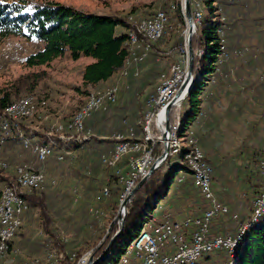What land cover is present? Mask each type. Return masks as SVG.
<instances>
[{
	"label": "trees",
	"instance_id": "16d2710c",
	"mask_svg": "<svg viewBox=\"0 0 264 264\" xmlns=\"http://www.w3.org/2000/svg\"><path fill=\"white\" fill-rule=\"evenodd\" d=\"M237 1L238 0H191V5L194 9L202 5L208 12V15L204 20L202 19L199 24L196 23L197 32L199 33L200 38V47L203 53L201 56L197 55L195 57L193 85L187 98L185 99V102H187V109L181 115L179 129L176 133L177 139L179 141L181 139L183 142V148H181L179 152H175L173 149V152L177 154L172 153V155L168 157L164 165L167 167V171L165 173H162L160 169L156 171L149 181L136 193L135 198L129 204L128 214L122 235L116 240L109 253L98 264H118L122 256L125 254V250L127 251L133 241L140 235L142 230L146 226H150L152 231V225L155 219L158 215L165 212V208L168 203L165 206L160 205V203L168 197L172 185L176 184V188L173 193L175 194L177 191H180L182 187H186L188 185L187 179L185 183L181 184L179 182L180 178L184 176H193L192 171L186 163L185 156L189 151H192L198 146L200 147L199 141L193 129L195 124H198L199 121L205 117L203 107L204 93L210 82L214 80L215 76L222 72V69L227 62H229L234 56H243L245 53L248 54V52H246L247 49L241 48L240 50L242 52H238L237 49L231 48L228 45L229 40L226 39L225 42L222 36V32L225 31V26H227V24L226 18L223 17L220 11H222L223 7L229 8L231 6H235L238 3ZM252 1L255 2L257 0H251V2ZM244 2L246 3V1ZM159 11H164L169 16V10L163 9ZM158 12H156L153 16L142 20L151 19ZM135 29L136 22L133 24L127 18L118 16H100L81 12L72 7L64 6L56 2L32 3L29 0H3V3H0V43L9 37H18L36 45L35 51L29 54L25 59L27 67L30 68L50 66L52 62L65 56H69V58L73 61H79L86 57L93 58L95 60L94 63L84 66L82 70V78L85 86L94 87L96 91H103V89L105 90V88L107 89L115 85L113 82H115V79L119 74V70L122 67L124 68L128 58L130 57V34L133 33ZM164 37L162 39H164ZM192 43L194 49L196 50L198 42L195 36L193 37ZM137 78L130 76L128 79ZM20 92V88L8 91L0 90V119L2 113H4L5 110L11 106V104H14L20 99H16ZM121 95L122 92L119 94L118 101L121 98ZM31 96L35 95L32 94ZM147 99L144 102L143 119L141 122H139L136 118H133L131 121L129 118L127 119L129 105L126 102L121 107H119L120 105H118L117 102V104L111 109L107 108L104 111L95 113L85 123L86 132H88V129H91L94 134H97V137L92 139L89 143H87L89 138H87L84 133L75 135L71 132H69L72 134L71 137H65L64 141L60 138L59 142H51L49 145L44 144L47 142V139H43L44 137L42 135L34 136L40 143L36 139H31L39 146H49L53 150V156H57V158L53 156L50 157L45 164L46 166L49 162L50 164L62 163L58 160V157L65 158V156L71 155L72 149H74L77 154L79 150L84 148L87 152L85 162L87 165L85 167L89 170L88 173H85V176L88 177L90 182L94 184L97 182V175L101 176V178L107 179V185L100 190L101 198L109 199L110 197H114L116 199L112 205V210L114 211L112 215L113 219L111 221L113 234L107 236L108 244L114 234H116L119 230L117 218L121 206V198L125 192V184L122 182V177L124 176L122 173L118 174V171L120 168L123 170L128 168L129 170L130 162L124 167L122 166L123 162H121L118 169H115L107 166L110 158H104L103 161L107 164L105 165L102 161V156L107 153L109 155V153H111L117 145L123 143V141H117L116 144L114 140L109 138L111 136L122 134L124 137L132 138L131 135L133 134V138H144ZM42 100L46 101L48 104L47 99L38 97L37 102L39 106H41L40 102ZM86 102L87 100L83 106ZM78 111L68 120L61 122L70 121L78 113ZM130 113V118L136 117V112L132 111ZM46 114H49L48 106L44 110H41L35 118L24 121L21 124V130L28 134L30 130L29 125L32 124L34 126L36 119H40L42 121L44 115ZM173 116L174 114L172 113V122ZM112 117L115 122L113 125H110L109 122L112 120ZM104 130H106V132H104ZM192 137L196 138L198 146H196V144L189 145V139ZM85 143L87 144L82 146ZM18 145H20L26 153H29V151L24 149L22 145L19 137V131L13 127L10 130L9 136L5 140L3 151L0 155V171L7 172L12 170L11 178L5 177L2 179V181H5L4 188L11 180H14L16 176V167L27 163L25 160L21 163H11V161L16 162L15 150ZM62 146L68 151H64ZM150 150H152L154 155L160 156L163 151V144H154ZM81 157H83V155ZM206 159L214 168L215 166L208 159L207 155ZM2 163H7L9 165V169H7L8 167L6 169L3 168ZM262 181L264 183L263 177ZM59 188L60 187L57 182L54 186L47 185L45 188L43 187L40 190H34L26 197L29 203V210L25 212L22 217L23 226L19 234L10 243V254L13 252L15 239L22 235L21 231L27 222V217L30 216L33 209L37 208H42V215L44 217L46 230L43 234L47 237L44 241H33L32 245L36 247L38 255H46L47 258L50 255H53L56 264H80L84 255L88 254L85 251H75L72 249V245H70L71 241L66 234L63 232L61 235L58 234L53 227L55 220H58L59 223L62 224L70 222L68 221L70 218L65 216V210L62 211L61 208V203H65V201L62 194L58 193ZM190 188H192L190 193L191 198H197L198 191L194 186V183ZM75 189L77 190L76 193L74 192ZM106 189L109 192L108 196H105ZM3 190L0 192V200ZM49 190L54 191L55 195L51 194V196H54L56 201L54 199H48L49 195L47 192ZM56 192L58 193L57 195ZM72 195L75 201L76 198L78 201L79 189L74 188ZM260 197L261 194L259 198ZM257 200L258 199H256V201ZM69 202L71 203V200ZM84 207L86 215L85 220H88L87 215H89V217L92 216L90 213L91 208H88L87 203H85ZM99 210L105 215V212L102 209ZM94 218L99 219L102 218V216H94ZM94 221L95 220L92 222ZM95 226L92 225L91 228H94ZM228 230L234 234L236 232V223L228 225ZM104 234L105 232H103V235ZM28 240L29 239L23 237L19 241L18 246L22 248L25 245L30 247L31 243H29ZM99 250H101L100 247H94L91 252L98 258L100 256L97 255ZM215 257L216 260L207 259L206 264L218 263L217 259L220 255L218 254ZM230 260L231 258L228 256V263ZM200 261H205V254H203ZM236 264H264V219L245 233L236 253Z\"/></svg>",
	"mask_w": 264,
	"mask_h": 264
},
{
	"label": "rangeland",
	"instance_id": "374dc122",
	"mask_svg": "<svg viewBox=\"0 0 264 264\" xmlns=\"http://www.w3.org/2000/svg\"><path fill=\"white\" fill-rule=\"evenodd\" d=\"M29 1L32 3L56 2L64 6L72 7L81 12L96 14L100 16H118V17L127 18L133 24H135L136 22V29L130 35H138L137 26L140 23L139 21L144 18L153 16L159 10H163V9L169 10V19H170V22L167 23V28L164 35L161 38H159L154 44L150 45L149 52H145L144 48H141L140 50L138 48L131 50L132 45L129 43L130 50L132 51V53L134 51L135 53H138V56H141L143 52L150 53L152 46V52L149 58L147 57L148 58L147 61L145 63L143 62L144 64L141 62V65L139 66V72H138V68H136L137 64L134 63V61L132 62L133 64L132 63L130 64V66L131 65L132 66L127 70V72H130L131 75H135L134 73L137 72L138 76H136L135 78L137 77L139 78L128 79L130 77V74L128 76L125 75L126 70L122 69L123 68L122 67L119 70V74L115 79V82H113V84L115 85L107 89L105 88V90L103 89V91L102 90L96 91L94 87H87L83 83L82 70L84 66L95 62L93 58L86 57V58H82L79 61H73L69 58V56H65L61 59H57L56 61L52 62L50 66L30 68L27 67L25 63V59L29 54L35 51L36 45H34L32 42L25 41L24 39L18 37H9L3 40L0 43V90L8 91L11 89L15 90L17 88H20L21 92L18 94V97L16 99L18 98L21 99L23 97L34 98L38 109L35 116L32 117L31 119L35 118L36 115H38L41 112V110H44L48 106V113L50 115L49 114L44 115L42 121L40 119H36L34 126L30 124L29 125L30 130L28 133L29 135L23 132L20 127L19 134L20 133L24 134L29 140L36 139L39 142V140L34 136L42 135L44 137L43 139H47L46 140L47 142L44 144L49 145L51 144V142L53 143L59 142L60 138H62L63 135L64 137H71L72 134L68 132L67 127L75 116L68 122H61V121H66L72 115H74L83 106L85 101L88 99L89 95L92 94L102 95L103 92L106 93L109 89L112 88L117 89L118 98H119V94L122 92L119 101L117 98L118 105H120L119 107L123 106L125 102L128 103L129 105V111L127 112L128 115L126 113L127 119L129 118V120L131 121L133 120V118H136L138 119L139 122H141L143 119L144 102L149 96L151 97L152 95H154L157 92L158 88H160L163 82L162 79L163 75H167L170 78H172V73H171L172 67L179 65L180 75H182L183 78L185 77L187 70V57H188V49L186 46L188 24L184 15V0H29ZM244 1H246V3ZM237 2L238 3L235 6H231L229 8L223 7L222 11H220L223 17L226 18V24H227V26H225V31L222 32L224 41L226 39L229 41L232 39L235 40L240 39L243 40L244 43L250 44V43H257L258 39L261 38L264 39V0H257L255 2L253 1L251 2V0H243V1L238 0ZM192 11L195 19V25L196 23L199 24L200 21L202 19L204 20L208 15V12L204 9L202 5H200L195 9L192 7ZM160 12L164 13V11H159L158 13ZM194 36L196 37V40L198 42L197 49L196 50L194 49L195 55L201 56L203 51L200 47V42H199L200 38H199V33L197 32V26ZM163 37L164 39H162ZM229 41H228V45H229ZM137 50L140 52V54L139 52H137ZM245 55L248 54L246 53ZM179 87H177L175 90L173 88L168 91V94L173 93L171 95L172 99L176 95ZM32 94H34L35 96H31ZM36 96L37 98L41 97L47 99L48 104L46 101L42 100L40 102L41 106H39ZM12 105L13 104H11V106ZM115 105L109 107L108 109H111ZM181 105L183 111L181 110V112L178 114L180 115V121H181L182 113H184V111L187 109V102H185L184 100ZM132 111L136 112L135 114L136 117L130 118L131 116L130 112ZM146 113L147 111L145 112V114ZM2 115H4V113H2ZM114 122L115 120L112 117V120L109 122V124L113 125ZM176 123H177V117L175 119L174 125H176ZM21 124L22 121L20 122V126ZM178 129H179V125H178ZM104 132H106V130H104ZM160 132L159 129H153L151 132V136L154 142L149 141L151 144L148 143L147 145L146 144L142 145L141 151L139 152L137 151L124 155L115 166L107 165L106 163H104V161L103 163L111 168L118 169L119 164L121 162H123L122 163L123 167L126 166L127 163L129 164L130 162L129 170L128 168L124 170L120 168L118 171V174L120 173L123 174L124 177H122V182L125 184V180H127L129 171L132 169L131 158H135V160L138 161L139 157L143 156V152H145V154L148 152H152V150L150 149L154 146V144L162 145L163 144L162 136L164 131L161 130ZM234 133L235 135L237 134L235 129L233 130V134ZM84 135L87 138H89L87 143H89L92 139L97 137V134H94L91 129H88V132H86L85 129ZM241 136L242 137L238 136L239 137L238 139L233 138L232 141H229L228 144L231 153L226 151L225 153L222 154L225 156L234 155L237 157L239 155H242V153L245 154L248 148L246 143L242 144L241 142L246 141L248 137L247 134L245 133H243V135ZM109 138L115 141L114 136H111ZM145 138L146 136L144 134V138L138 139V141L144 142ZM176 141L178 142L179 146L183 148V142L181 141V139L179 141L177 139V134H172L173 149L175 150V152H179L180 150L176 149V147H174L173 145V142ZM87 143H85L82 146H85ZM190 144L191 145L196 144V146H198L196 141H190L189 145ZM42 147L50 148L49 146H42ZM63 150L68 151L65 147H63ZM2 151H3V147H2ZM27 151H29L30 154L26 153V151H24L20 147V145L17 146V149L15 150L17 160L20 161L25 160L27 162L18 165L17 167L31 166L33 168H36L39 165L36 157L33 155L31 150H27ZM113 151L109 153L108 158L111 157ZM172 153L174 152L172 151ZM80 154H82L83 157H81L82 155ZM53 157L57 158V156H53ZM151 157L154 160L158 156L152 154ZM86 158H87V152L85 151L84 148L79 150L77 154L75 153V150L72 149V154L65 156L64 160L60 161L62 163L50 164L49 162L47 166L45 165L46 163L42 165L40 164V167L36 169L45 174V176L47 177L45 180L46 182L43 185L39 186L38 188L32 189V191L30 192L32 193L34 190H40L43 187L45 188L47 185L54 186L52 184V181H55V183L58 182V185L61 189V191H58V193L62 194L65 201V203H61L62 205L61 208L62 211L65 210V216H68L70 218V220H68L70 222L62 224L59 223L58 220H55L53 227L55 228L58 234L61 235L62 232L66 234V236L71 241L70 245H72V249H74L75 251L80 250L88 253L84 255L83 259L80 261V264L88 263L90 257H92L93 255L91 251L94 249V247L96 248L100 247L101 249L97 253L98 256L99 255L101 256L105 251L104 249L107 248L106 247L108 246L107 236L113 234V230L111 228V221L113 219L112 215L114 212L112 210L113 208L112 205L116 200L114 197H110L109 199L101 198L100 190H102V188L107 185L106 178L104 179L101 178V176L97 175L96 176L97 182L96 184H94L90 182L88 177L85 176V173H88L89 171L85 167L87 165L85 164ZM17 160L16 162L11 160L10 161L12 164H16ZM7 165H8L7 163L5 164L2 163L3 168L4 166ZM164 165L160 168L162 173H165L167 171V167ZM7 169H9V165ZM15 173H16V169H15ZM5 177L11 178L12 170L11 171L9 170L7 172L0 171V192L4 188L5 181H2V179H4ZM74 188L79 189L78 201L76 198L77 202L75 201L72 195V191ZM175 188H176V184H173L168 197L165 198L160 203V205L165 206L168 202H170L172 195L175 191ZM263 189H264V185H263ZM74 192L76 193L77 190L75 189ZM58 193L56 192V195ZM29 194H27L26 197ZM47 194L49 195L48 199L50 200L54 199L56 201L55 197L51 196V194L55 195L54 191L49 190ZM108 195L109 192L106 189L105 196ZM125 195H126V188L121 198V203L124 201ZM135 196L132 198V200L135 198ZM70 200L71 203L69 202ZM85 203H87L88 208H91L90 213L93 216V217L92 216L89 217V215H87L88 220L87 219L85 220L86 218L84 212ZM27 204L29 210L28 201ZM256 204L257 203H254V212L255 210H257ZM99 209H102L105 212V215ZM253 215L254 214H252V216L248 219V221L242 222V229L244 227L246 228L242 231V234L237 233L238 248L245 233L263 220V219L258 220L254 225H251L250 223ZM94 216H98V217L102 216V218L97 219L94 218ZM156 219H159V217ZM93 220L95 221L92 222ZM20 223H21L20 225V230H21L23 226V221L21 220ZM92 225L93 226L96 225L97 227L95 226L94 228H91ZM143 230L151 231V228L150 226H146ZM44 232H46V230L44 224V217L42 215V208L33 209L30 213V216L27 217V222L21 231L22 235L17 237L14 241L13 252L10 254V252L8 251V253L1 255L0 264H56L53 255H50L48 258L46 257V255H44L45 257L41 258L43 257V255H38V252L36 251V247L32 245L34 240L44 241L47 239V237H45V235L43 234ZM103 232H105L104 235ZM22 236L25 237L26 239H29L28 242L31 243L30 247L26 245H25L26 247L24 246L23 248L18 246L19 241L23 238ZM128 249L129 252L127 253V251L125 250V254H124L125 256L124 255H123L124 257L122 256L118 264H128L130 262L131 256L132 254H134L135 251H133L132 249V244ZM93 257L95 259L97 258L95 255H93ZM216 264H220V262ZM227 264H236V258L235 260L231 259L230 262Z\"/></svg>",
	"mask_w": 264,
	"mask_h": 264
},
{
	"label": "crops",
	"instance_id": "0c3cea01",
	"mask_svg": "<svg viewBox=\"0 0 264 264\" xmlns=\"http://www.w3.org/2000/svg\"><path fill=\"white\" fill-rule=\"evenodd\" d=\"M229 46L237 51L246 48L248 55L234 56L210 82L204 93L205 117L195 124L193 130L200 147L215 166L214 191L218 198L229 205L230 215L237 214L240 221H248L253 203L263 191L264 39L250 44L232 39ZM243 133L248 138L240 142L246 143L247 152L238 157L223 155L230 152L229 141L242 137ZM23 161L17 160L18 163ZM184 177H187L188 185L173 194L168 202L173 217L179 220L198 211L196 201L190 195L192 180ZM184 177L180 178V183Z\"/></svg>",
	"mask_w": 264,
	"mask_h": 264
},
{
	"label": "built area",
	"instance_id": "2783aa9c",
	"mask_svg": "<svg viewBox=\"0 0 264 264\" xmlns=\"http://www.w3.org/2000/svg\"><path fill=\"white\" fill-rule=\"evenodd\" d=\"M169 22V16L164 12V14H158V20L154 21V25H158V35H151V28L144 27V29H149V37L159 36L160 38L161 30ZM149 54L143 52L140 57H137L136 68H138V72L141 62H145ZM176 72L177 80L172 82L169 88H162L161 91L156 93L147 102L146 111L148 112L151 132L153 129H158V116L161 110L171 101L170 97L173 93L168 94V91L173 88L175 90L181 85L183 76L180 75L179 65ZM130 76L135 78V75H131V73ZM100 108V105H97V113ZM181 110L182 105L176 106V104L171 110L170 121L172 113L174 114L173 122L171 121L172 128ZM62 139L63 141L65 140L64 135ZM114 139L115 142L123 141L126 146L127 140H135L136 148L139 147L137 138L124 137L122 134H118L114 135ZM151 141L154 142L152 136ZM189 141L197 142L193 137ZM172 151L171 135L169 156L172 155ZM152 154L153 152H149L147 160L144 161L140 169H131L129 171L127 180H125L126 195L124 196V201L141 179L147 175L159 157L153 160ZM103 158H108V153L102 156V161ZM39 167L40 163L36 168ZM261 175L264 180V158L261 163ZM214 178L215 170L208 163L205 152L202 149V156L194 159V176H190L198 191V197H193L198 211L186 215L181 220L175 219L172 214L171 204L168 203L165 212L159 216V219L153 222L152 231L145 236L143 244L137 247L128 264H187L191 255L198 254H205V261H199V264H206L207 259L216 260L215 256L218 254L220 257L217 260L220 264L228 263V256L232 254V248L235 242H237V233L242 232L243 221H240V217L237 214L230 215L229 205L218 198L214 191ZM186 179L187 177H184L181 184L185 183ZM256 199H262V193L261 198ZM23 212H26L25 206ZM252 214H255L254 203ZM6 217H9V208H7ZM231 221L236 223V232L234 234L228 230V224ZM2 232H11V237H13V225H5L4 228H0V240H3V251L1 252H5L6 239H2Z\"/></svg>",
	"mask_w": 264,
	"mask_h": 264
},
{
	"label": "bare ground",
	"instance_id": "6f19581e",
	"mask_svg": "<svg viewBox=\"0 0 264 264\" xmlns=\"http://www.w3.org/2000/svg\"><path fill=\"white\" fill-rule=\"evenodd\" d=\"M158 14H164V13L160 12ZM158 14L152 19L144 20L141 23H139V25L137 26L138 35H130L129 43L132 45L131 50L137 49V48L140 50L141 48H144L145 52H149L150 45L154 44L159 39V36L149 37V29H144V27L151 28V35H158V25H154V21L158 20ZM185 18L188 24V18L186 16V13H185ZM166 28H167V24L165 25V28L161 30V37L164 35ZM190 32H191V29L189 28V25H188L186 40ZM195 32H196V26L193 28V34H195ZM131 50H130L131 55L128 58V61L126 65L124 66V68H122L126 70L125 75L128 74L127 72L128 68L132 66V65L130 66V64L133 61L134 63L137 64V57H140L138 56V53H135L134 51L132 53ZM137 52L139 51L137 50ZM177 69H178V66L172 67L171 69L172 78H170L167 75H163L162 77L163 82L160 88L157 90V93L161 91L162 88H169V85H171L172 82L177 80V72H176ZM136 76H138L137 72L135 73V77ZM183 81H184V78L181 81V85ZM188 94H189V91L186 90L177 100L176 106H180L183 103V101L187 98ZM154 95H152L150 98H152ZM117 98H118V91L116 88L109 89L106 93L103 92L102 95H99V94L90 95L84 107L75 115V117L69 123L67 127L68 132H71L75 135L84 133L86 121L94 113H97V105H100L101 107L99 109V112L104 111L107 108L115 105L117 102ZM150 98L148 100H150ZM170 98L172 100V97ZM36 113H37V106H36L34 98H31V97H23L5 110L4 115H2V118H1L0 153L2 151V147L5 143L6 138L8 137V134L11 128L14 127L18 131H20V127H21L20 122L22 121L23 123V121L27 119L28 120L31 119L32 117L35 116ZM165 113H166V107H164L161 110L158 116V121H157L159 132L161 130L164 131L163 136H162L163 144L164 142L167 141V139L164 140V135L166 134ZM179 122H180V115L177 116L176 125H173L174 127L172 129V134L177 133ZM144 129H145V136H146L145 141L144 142L138 141L139 142L138 148H136V142L134 140L127 141V146L124 142L120 143L119 145L115 147L108 161V165L115 166L124 155L130 154L132 152H137V151L139 152L141 151L142 145H145V144L147 145L148 143H150L149 141H151V129H150V122L148 121V112L145 115ZM133 136L134 135L132 134L131 137L133 138ZM19 137H20L23 147L27 150L32 151L33 155L37 159L38 164L39 163L41 165L45 164L47 160L54 155L52 149L39 146L33 140L32 141L29 140L24 134L20 133ZM2 140H3V143H2ZM173 145L174 147H176V149L181 150V147L179 146L177 141L173 142ZM147 155H149V152L146 154L145 152H143V156L139 158L138 161L135 160V158H131L132 169H140L142 164H144V161L147 160ZM201 156H202V150L198 147L194 148L192 151H189L185 156L186 163L189 166L190 170L192 171L193 176H194V159L200 158ZM58 160L63 161L64 158L58 157ZM7 167L8 166H4L5 169ZM46 178L47 177L45 176L43 172L38 171L37 169H34L31 166L30 167L19 166L16 168V178L13 181H10V183L4 188V191L1 196V201H0V228H4L5 225H13V237H11V232H2V239H6V243H5V252H1L3 251V240H0V256L8 253V251L10 250L11 241H13V239L19 234L20 225H21L20 222L25 213L23 212L24 206H25L26 211L28 210L27 200L25 199L26 195L29 194L32 191V189L37 188L40 185H43L46 182L45 181ZM53 183L54 185L56 184L55 181H52V184ZM255 203H257L256 204L257 210H255V214L252 217V220L250 223L251 225H254L258 220L264 219V189L262 193V199H258ZM7 208H9V217H6ZM245 228L246 227H244L242 231ZM149 232L151 231L143 230L140 233V235L133 241L132 243L133 251H135L139 245L143 244L145 240V236H147ZM240 234H242V232ZM237 248H238V239L232 248V254H230L229 256L232 260H235L236 258ZM128 252H129V249L127 250V253ZM202 256L203 254L191 255V257L189 258V261H187V264H197L200 261Z\"/></svg>",
	"mask_w": 264,
	"mask_h": 264
},
{
	"label": "water",
	"instance_id": "95a60500",
	"mask_svg": "<svg viewBox=\"0 0 264 264\" xmlns=\"http://www.w3.org/2000/svg\"><path fill=\"white\" fill-rule=\"evenodd\" d=\"M184 12L186 13V16L188 18V25L191 29V32L187 38V49H188V57H187V70L185 74L184 81L182 85L179 87L175 97L166 105V134L164 135V140L167 139L166 142H164L163 146V152L162 154L157 158L156 162L152 165L150 170L148 171L147 175L144 176L141 181L138 183V185L130 192V194L127 196L126 200L121 203L119 214H118V224H119V230L117 233L112 237L110 240L107 248L103 252V254L98 257L94 258L91 257L89 259L88 264H98L110 251L112 246L115 244L116 240L122 235L125 227L126 217L128 214V207L129 203L132 201V198L135 196V194L149 181V179L154 175L156 171H158L166 162L169 154H170V139L172 135V125L170 121V113L175 104L177 103V100L179 97L188 90L190 92L192 85H193V79H194V65H195V50L193 47V28L195 25V19L192 11V5L191 0H184ZM184 13V15H185Z\"/></svg>",
	"mask_w": 264,
	"mask_h": 264
},
{
	"label": "snow or ice",
	"instance_id": "6c2138e0",
	"mask_svg": "<svg viewBox=\"0 0 264 264\" xmlns=\"http://www.w3.org/2000/svg\"><path fill=\"white\" fill-rule=\"evenodd\" d=\"M0 3H3V0H0Z\"/></svg>",
	"mask_w": 264,
	"mask_h": 264
}]
</instances>
